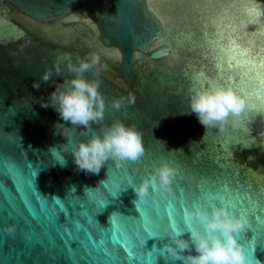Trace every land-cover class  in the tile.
I'll return each instance as SVG.
<instances>
[{"label":"water","instance_id":"obj_1","mask_svg":"<svg viewBox=\"0 0 264 264\" xmlns=\"http://www.w3.org/2000/svg\"><path fill=\"white\" fill-rule=\"evenodd\" d=\"M230 41L247 50L237 61L251 59L257 66L264 62V0H0V264H47L52 249L46 242L61 246L66 229L77 234V221L99 241L100 233L87 224L79 205L84 203L90 212L93 206L73 193L88 190L99 199L105 187L110 192L129 173L138 185L163 159L173 161L179 171L171 192L149 188L144 199L153 216L156 203L161 215L168 202L190 209L199 203L202 187L227 186L249 212L250 223L236 233L238 243L244 251L255 236L264 248V83L257 78L264 69L251 71L237 61L229 65ZM64 52L71 53L74 62L88 53L100 55L99 75L94 68L86 76L101 81L106 101L102 123L119 119L134 124L145 147L140 160L117 167L109 159L98 175L77 170L74 144L53 127L58 114L38 102L72 75L65 68L48 82L41 79ZM200 73L207 75L203 83ZM33 81H40L41 87L33 88ZM226 81L246 98L247 107L230 118L235 126L229 122L223 130L206 129L189 114L190 96ZM129 93L135 95L134 104L119 110L112 106L114 98ZM99 128L93 125L95 131ZM93 129L78 128L75 139L87 138ZM172 149L183 151L169 152ZM25 164L36 165L32 188L25 183ZM131 186L109 197L117 203L100 210L96 219L103 228L109 227L114 211L133 212L138 199ZM34 193L43 196L47 206ZM49 197L63 199L67 211L54 215ZM229 209L241 215L239 208ZM6 224L16 225L14 234L3 231ZM78 235L84 239L83 231ZM167 241L152 238L148 244L162 249ZM252 255L248 264H264V251ZM157 264L173 262L160 256Z\"/></svg>","mask_w":264,"mask_h":264},{"label":"clouds","instance_id":"obj_2","mask_svg":"<svg viewBox=\"0 0 264 264\" xmlns=\"http://www.w3.org/2000/svg\"><path fill=\"white\" fill-rule=\"evenodd\" d=\"M100 59L95 52L77 57L75 62L71 53L59 54L53 65L42 74V81H50L53 73L59 76L65 68L72 75L57 82L47 99L38 100L41 107H51L58 114L60 119L53 127L66 138L67 143L74 144L71 153L77 170L97 175L109 159L121 167L127 162L140 160L145 154L142 132L134 124H125L119 119L110 124L102 123L106 101L100 91L101 81L86 76L94 68L95 75H99L100 69L96 66ZM32 86L39 89L41 82L33 81ZM135 99L133 93L127 97L119 96L112 100V106L119 110L134 104ZM245 105L246 98L232 87H201L190 96L189 114L194 113L206 129L223 130L229 122L235 126L236 121L230 118L238 115ZM93 125H99V131H95ZM78 128L93 131L87 138L77 140ZM178 151L183 149L169 150L173 153ZM59 162L62 165L66 163L63 157ZM178 171L173 161L163 159L138 185L131 187L138 200L146 197L150 187L171 192ZM184 222L189 226L187 238L185 231L174 229L165 244L173 264L176 261L181 264H248L246 254L236 239V233L246 226L244 216L236 215L223 204L210 208L195 206L186 210ZM3 231L12 235L16 225L6 224Z\"/></svg>","mask_w":264,"mask_h":264},{"label":"snow or ice","instance_id":"obj_3","mask_svg":"<svg viewBox=\"0 0 264 264\" xmlns=\"http://www.w3.org/2000/svg\"><path fill=\"white\" fill-rule=\"evenodd\" d=\"M160 34L162 35L163 32ZM230 44L231 47H229L228 51L233 53V55L227 60L229 65L233 61H237V55L247 56V50H240L235 44V41H230ZM237 63L249 68L251 71H256L257 67L264 69V62L257 66L255 61L251 59L239 60ZM221 74H223L222 68ZM257 78L261 79V82L264 83V72H257ZM206 80L207 75L200 73L199 82L203 83ZM223 86L231 87L227 81ZM246 107L245 105L240 113ZM57 159L60 160V157L57 156ZM25 168L27 169L25 183L29 188H32L35 185L36 165L25 164ZM133 182L134 178L129 173L124 183L114 187L110 192L105 187L104 195L99 199H93L88 190H84L82 193H78L76 190L73 193L74 197L83 195L87 198L88 203L93 206L95 211L90 212L84 203L79 205L83 210L82 215L86 218L87 224L100 233L101 239L99 241L94 239L91 231L77 221V234L74 235L71 230L66 229V238L63 239L61 246H57L52 241L46 242L51 245L50 248L52 249L48 255L47 264H157V258L160 256L164 257L165 260H171L165 247L162 249L157 248L154 244L149 247L148 242L152 238L163 239L169 237L174 229L187 231L189 226L184 222V215L182 217L177 215L178 211H182L185 214L187 210L186 205L178 209L172 202H168L164 214L161 215L159 203H156L153 208L155 216H153L148 211V200H136L131 214L119 210L114 211L108 220V228H103L96 219V216L100 214V210H105L110 203H117L116 199L110 200L109 197H118L122 187L131 186ZM152 190L156 192L160 191L158 188H151ZM34 196L44 206H47V201L44 200L43 196L38 193H34ZM48 199L51 200L54 215H62L67 211V206L63 199H52L51 197ZM203 204H208L209 206L223 204L228 208H239L240 214L246 218L247 223H250L248 220V210L242 206V202L239 199L232 198L231 189L227 186L218 190H206L202 187L199 193V203L196 204L194 202V206H203ZM52 219L53 217L49 216L50 222ZM166 219L170 221L167 225L165 223ZM80 231L84 232V239H81L78 235ZM109 243H111V247H109ZM73 245H76V247ZM121 250L124 251L123 256L120 254ZM254 250L257 253L264 251V248L257 245L255 236H253L251 244L245 243L244 251L249 261H253L252 254Z\"/></svg>","mask_w":264,"mask_h":264}]
</instances>
